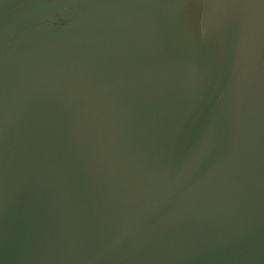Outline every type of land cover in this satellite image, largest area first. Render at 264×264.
Returning a JSON list of instances; mask_svg holds the SVG:
<instances>
[{
    "label": "water",
    "instance_id": "water-1",
    "mask_svg": "<svg viewBox=\"0 0 264 264\" xmlns=\"http://www.w3.org/2000/svg\"><path fill=\"white\" fill-rule=\"evenodd\" d=\"M0 264H264V0H0Z\"/></svg>",
    "mask_w": 264,
    "mask_h": 264
}]
</instances>
